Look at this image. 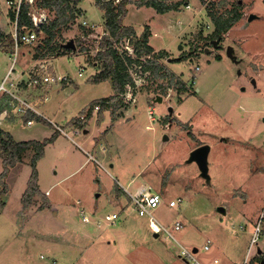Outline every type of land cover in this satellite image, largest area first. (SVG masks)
Masks as SVG:
<instances>
[{
    "label": "rangeland",
    "instance_id": "rangeland-1",
    "mask_svg": "<svg viewBox=\"0 0 264 264\" xmlns=\"http://www.w3.org/2000/svg\"><path fill=\"white\" fill-rule=\"evenodd\" d=\"M137 1L129 0L123 24L137 36L149 25L153 55L164 53L167 58L158 62L178 80L162 94L158 84L166 79L132 67L134 101L128 103L124 97L125 111H105L98 121L91 104L113 93L110 80L89 81L102 69L96 54L106 34L104 11L96 0L71 4L75 18L52 46L72 39L76 49L59 56L53 51L45 58L51 61L50 72L67 76L72 83L43 89L49 100L37 109L44 120L27 126L9 110L7 117L13 120L1 122L0 131L10 132L18 143L42 141L55 135L54 125L62 127L84 115V125L79 123L89 132L69 133L70 138L59 133L44 148L36 163L39 193L27 209L22 200L34 152L25 151L21 162L6 171L0 153V176L5 171L2 180L7 187L0 195V264H190L179 257L178 243L196 250L200 261L211 256L229 264L241 254L240 264L245 259L246 264H264V0H159L179 4L165 14L137 7ZM39 3L36 0L32 7L35 13L42 9ZM212 7L217 15H232L234 10L242 15L217 48L205 41L214 30L207 16ZM1 14L0 32L10 36L13 23L2 20ZM44 14L48 21L55 18L52 11ZM251 14L256 18L249 20ZM43 36L40 33L33 43L18 48L14 74L33 63L36 53L46 51ZM114 46L134 55L127 39ZM227 46L238 62L227 57ZM13 56L12 44L5 39L0 47V82ZM180 83L186 87L181 93ZM158 96L161 102L156 101ZM201 145L209 146L208 181L195 162H188L189 154ZM89 156L93 159L85 163ZM142 185L162 198L153 212L156 221L182 224L174 232L178 243L162 234L153 238L148 217L139 215L123 192L140 190ZM179 198L182 203L168 206ZM111 213L118 216L114 224L106 219ZM258 223L257 241L251 243Z\"/></svg>",
    "mask_w": 264,
    "mask_h": 264
},
{
    "label": "trees",
    "instance_id": "trees-1",
    "mask_svg": "<svg viewBox=\"0 0 264 264\" xmlns=\"http://www.w3.org/2000/svg\"><path fill=\"white\" fill-rule=\"evenodd\" d=\"M23 1L24 0H22L17 18V28L19 31L33 29L32 21L27 15L29 6ZM80 1L81 0H40L39 7L54 12L55 18L36 30L37 37L40 33L44 34L42 42L44 47H46V51L36 53L34 60H42L53 51H58L59 54L57 56L66 52L65 49L60 47V44L56 47L52 46V44L61 29L64 28V26L70 25L75 18L71 4ZM96 4L104 11L106 34L101 38L100 49L96 54L97 59L101 62L102 69L100 72L94 74L89 81L100 83L110 80L114 91L112 96L100 99L91 104V109L95 106H99L98 121H101L105 111L109 110L112 114L119 109H124L123 106L125 105H121V99L123 100L128 88H131L130 91L133 96L136 93L132 91V89L135 90L134 79L130 72L132 67L140 68L142 74L149 73L152 77L166 79L165 84H158V88L162 94L171 89L174 79L178 80V78L158 62L160 58H167L164 53L153 55V49L148 44L151 35L148 26H145L142 34L137 36L132 27L123 24V20L127 14V6L130 4L129 0H120L117 4H114L113 0H96ZM135 5L137 7L144 6L152 8L157 14H165L169 11L177 10L179 4H166L159 0H138ZM213 8L214 7L207 9V16L214 26L211 35L205 39V41L209 42L219 37L222 38V35L242 17L237 10H234L232 15H225L224 13L217 15L215 11H213ZM9 17L13 22L15 19L13 11L9 12ZM5 39H8V44H12L11 37L0 32V47ZM124 39H127L130 46L133 48V56L129 55L126 51H119L114 46ZM75 42H80V40L78 39ZM147 56H150V58H147ZM142 58H146L145 61H143ZM178 91L180 93L186 91L185 85L180 83ZM0 103L3 104V101ZM30 117V115H27L24 117V121ZM41 120L42 119H39V121ZM78 124H80L79 121L74 120L68 122L65 127L78 126ZM58 134L59 133L56 131L55 135L57 136ZM55 135L42 141H24L18 143L8 133L0 131V153L3 157L5 171L9 167H13L21 162L22 155L25 151L32 149L34 152L30 160L31 174L22 200L23 206L26 208L31 204L32 196L39 193L37 187L38 173L36 171V163L43 157L44 147L55 139ZM4 173L0 176V195L7 192V187L2 180ZM2 205L4 206V203L1 204V207H3Z\"/></svg>",
    "mask_w": 264,
    "mask_h": 264
},
{
    "label": "built area",
    "instance_id": "built-area-1",
    "mask_svg": "<svg viewBox=\"0 0 264 264\" xmlns=\"http://www.w3.org/2000/svg\"><path fill=\"white\" fill-rule=\"evenodd\" d=\"M6 4L12 8L14 12L15 19L13 21V32H11L10 37L12 40V48L14 49L13 62L7 71L6 75L0 82V102L3 101V105L5 110L3 114H6L7 111H12L16 116L24 119L27 115L31 117L25 121L27 126H31L35 121H39V119L44 120V116L40 113L34 104H32L28 97L25 96L27 92H43L44 88H48L52 85L66 86L71 81L67 76L56 75L51 71L50 60L44 58L42 60H35L28 67L24 68L22 71L14 74L13 65L16 61L18 55V48L21 45H28L33 43L37 39L36 30L40 28L43 24L48 22L47 16L44 14V10L41 9L39 13H35L33 10L36 3V0H24L23 2L27 3L29 6V10L27 15L30 17L33 25V29H26L19 31L17 28V18L18 13L22 4V0H5ZM187 8L189 6L187 5ZM83 68H79L78 76H81L83 72ZM131 88H128L126 93L125 100L127 102L134 101V96L132 95ZM24 91V92H22ZM24 95V96H23ZM128 95V96H127ZM41 102H47L48 96L46 93H41ZM94 111L99 110V106H95L93 108ZM149 117L152 118V110L148 111ZM85 116L81 115L79 117V121H84ZM66 125V124H65ZM65 125L57 126L54 125L56 131L65 137H69V133L77 135L82 132L83 127L81 124L78 126H70L65 127ZM70 138V137H69ZM71 140V139H70ZM130 200L136 212L141 216L148 217V228L153 234L164 235L165 239H171L176 241L174 237V232L180 231L182 228V224L178 221L173 222L171 226H165L158 223L154 217L153 212L161 205L162 198L156 193L151 192L149 189H140L135 194H129ZM181 199H177V201H170L168 205L170 207L176 206L177 203H181ZM106 219L110 224H114L117 215L112 213L106 216ZM82 221L85 223L89 222L88 217L85 214H82ZM260 232L259 223L255 226L253 236L251 239V243H255L257 241V237ZM177 242V241H176ZM178 243V242H177ZM180 247L179 257H181L186 263L190 264H203L201 263L196 255L197 251L194 249L191 251L189 249L184 248L178 243ZM250 249V248H249ZM203 250H208V246L204 245ZM217 261L214 260V263ZM247 260L245 259L242 264H246Z\"/></svg>",
    "mask_w": 264,
    "mask_h": 264
},
{
    "label": "crops",
    "instance_id": "crops-1",
    "mask_svg": "<svg viewBox=\"0 0 264 264\" xmlns=\"http://www.w3.org/2000/svg\"><path fill=\"white\" fill-rule=\"evenodd\" d=\"M4 4L6 5V1H5V3H4V1H1L0 0V13H4V14H1V16H2V20H4V21H6V20H8V21H10V17H9V12L10 11H12V8L11 7H7V9L5 8V6H4ZM8 6V5H7ZM43 10H47V9H43ZM10 22H12V21H10ZM49 22V21H48ZM47 22V23H48ZM13 23V22H12ZM46 23V24H47ZM149 26V25H148ZM154 35V34H153ZM155 36V35H154ZM157 36V35H156ZM155 36V37H156ZM151 39V38H150ZM150 39H149V42H150ZM55 58H57V57H55ZM54 58V59H55ZM53 59V60H54ZM24 68H22V70H23ZM22 70H20V71H22ZM19 71V72H20ZM106 81H109V80H106ZM72 83V82H71ZM64 87H66V86H61V87H58L57 89H59V88H64ZM42 92H37V93H32V92H27V93H25V96L26 97H28V99H29V101L32 103V104H34L35 106H36V109H37V106L38 105H40V104H45L46 102H41L40 100H41V97H40V94H41ZM33 94H35V95H33ZM114 94V91H113V93H112V95ZM48 100H49V98H48ZM123 101H124V99H123ZM48 102V101H47ZM125 102V101H124ZM125 106H124V108H125V110H126V108H127V106H128V103L127 102H125V104H124ZM153 109V108H152ZM4 110H5V107L3 106V104L2 103H0V124H2L1 122H5V121H12L13 119L12 118H9V117H7L8 116V111L6 112V114H3V112H4ZM38 110V109H37ZM123 111H125L124 109H122ZM39 111V110H38ZM9 112H11V113H13L12 111H9ZM11 115V114H10ZM87 115V114H86ZM81 116V115H80ZM90 116V115H89ZM111 117V116H110ZM121 117V116H120ZM152 118H153V113H152ZM86 120V119H85ZM85 120H84V122H83V125H84V123H85ZM114 120V119H113ZM69 122V121H68ZM67 122V123H68ZM32 125H34V123L32 124ZM31 125V126H32ZM65 125V124H64ZM67 125V124H66ZM65 125V126H66ZM83 133H88L89 132V130H88V127L86 128V127H84L83 129ZM3 131V130H2ZM3 132H5V133H8L9 135H11V133L10 132H7V131H3ZM12 136V135H11ZM50 144V143H49ZM49 144H47V145H49ZM46 145V146H47ZM45 146V147H46ZM44 147V148H45ZM104 152H105V148H103L102 149ZM43 158V157H42ZM90 158H92L91 156H89L87 159H86V161H85V163H88L89 162V159ZM93 159V158H92ZM39 161V160H38ZM110 167H112V165H110ZM107 172V171H106ZM262 172L263 171H260V173L259 174H261L262 175ZM258 174V175H259ZM255 177H257V176H255ZM37 181H38V176H37ZM131 184H133L132 183V181L130 182V185ZM140 189H144L145 188V186H140L139 187ZM138 190V187L136 188V190L135 191H129V190H126V189H124L123 190V192L124 193H126L127 194V196H128V198L130 199V195L129 194H133V193H135L136 191ZM47 193V192H46ZM161 195V194H160ZM180 199V198H179ZM173 199H171L170 201H172ZM113 201H115V200H113ZM169 201V202H170ZM115 202H118V200H116ZM168 202V203H169ZM182 203V202H181ZM169 206V205H168ZM4 207V206H3ZM27 209V208H26ZM112 214V213H111ZM86 215V214H85ZM110 215V214H109ZM108 216V215H107ZM88 217V216H87ZM116 220H118V216H117V219ZM158 222V221H157ZM159 223V222H158ZM161 224V223H160ZM173 224V223H172ZM172 224H170L169 226H171ZM159 237V235H157V237H154V234H153V238H158ZM208 243H209V241H208ZM207 245V244H206ZM208 246V245H207ZM208 249H209V246H208ZM225 257L226 258H231L229 255H225ZM241 257V254L239 255V257L238 258H231V259H229V264H240V260H239V258ZM214 260H216L217 262L216 263H214ZM227 260V259H226ZM200 261V260H199ZM202 261V262H201ZM201 263H204V264H221L222 262H220L221 260H219L218 258H212L211 259V256H210V258H203V259H201ZM263 263V262H262ZM222 264H224V263H222ZM226 264V263H225Z\"/></svg>",
    "mask_w": 264,
    "mask_h": 264
},
{
    "label": "water",
    "instance_id": "water-1",
    "mask_svg": "<svg viewBox=\"0 0 264 264\" xmlns=\"http://www.w3.org/2000/svg\"><path fill=\"white\" fill-rule=\"evenodd\" d=\"M254 18H256L255 15H253V14L249 15V20H252ZM220 40H221V37L217 38L216 40L211 41L210 43L214 48H217L219 46ZM60 47L65 49V50H71V51H75V49H76V47L74 45V41L72 39H70L66 43L61 44ZM226 55L228 58L234 60L235 62H238L236 60V57L233 54V48L231 46L226 47ZM168 62H170V59H168ZM156 101L161 102L162 101L161 96L156 97ZM169 110H170V112L172 111L171 108ZM164 139H166V137H164ZM208 153H209V146L201 145V146H198L197 148H195L189 154V159H188V162H195L196 163L201 176L204 179H206V181L209 180L208 167H207ZM154 237H157V234H154ZM194 252H195V250H194Z\"/></svg>",
    "mask_w": 264,
    "mask_h": 264
},
{
    "label": "flooded vegetation",
    "instance_id": "flooded-vegetation-1",
    "mask_svg": "<svg viewBox=\"0 0 264 264\" xmlns=\"http://www.w3.org/2000/svg\"><path fill=\"white\" fill-rule=\"evenodd\" d=\"M193 51V50H192ZM188 52H191V51H188ZM178 58H181V57H178Z\"/></svg>",
    "mask_w": 264,
    "mask_h": 264
},
{
    "label": "bare ground",
    "instance_id": "bare-ground-1",
    "mask_svg": "<svg viewBox=\"0 0 264 264\" xmlns=\"http://www.w3.org/2000/svg\"><path fill=\"white\" fill-rule=\"evenodd\" d=\"M146 189H149V188H146ZM151 191V190H150ZM198 259V258H197Z\"/></svg>",
    "mask_w": 264,
    "mask_h": 264
}]
</instances>
